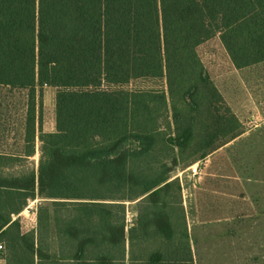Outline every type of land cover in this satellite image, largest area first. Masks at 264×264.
<instances>
[{"label":"trees","instance_id":"trees-1","mask_svg":"<svg viewBox=\"0 0 264 264\" xmlns=\"http://www.w3.org/2000/svg\"><path fill=\"white\" fill-rule=\"evenodd\" d=\"M212 39L264 63V0H0V90L24 92L0 116V264H195L170 171L243 132Z\"/></svg>","mask_w":264,"mask_h":264},{"label":"rangeland","instance_id":"rangeland-1","mask_svg":"<svg viewBox=\"0 0 264 264\" xmlns=\"http://www.w3.org/2000/svg\"><path fill=\"white\" fill-rule=\"evenodd\" d=\"M201 52L243 132L198 162L173 168L169 176L178 180L180 189L170 190L176 194L170 201L176 212L178 207L184 212L182 225L189 232L195 264H264V63L235 68L218 39L207 42ZM52 95L47 90V104L52 103ZM22 96L24 92H15L11 100L0 90L1 120L6 104L14 103L13 112L20 116L21 109H16ZM13 134H9L10 143ZM39 144L37 141L33 156L11 171L35 169ZM141 198L125 202L128 224L138 214ZM41 200H29L23 212L36 213ZM178 217L175 214L173 219L180 231Z\"/></svg>","mask_w":264,"mask_h":264}]
</instances>
